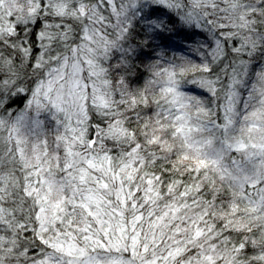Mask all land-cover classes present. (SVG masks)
I'll use <instances>...</instances> for the list:
<instances>
[{
    "label": "snow or ice",
    "instance_id": "snow-or-ice-1",
    "mask_svg": "<svg viewBox=\"0 0 264 264\" xmlns=\"http://www.w3.org/2000/svg\"><path fill=\"white\" fill-rule=\"evenodd\" d=\"M0 264H264V0H0Z\"/></svg>",
    "mask_w": 264,
    "mask_h": 264
}]
</instances>
